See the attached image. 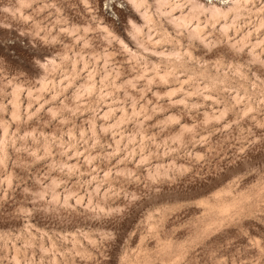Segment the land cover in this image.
Here are the masks:
<instances>
[{
  "label": "rangeland",
  "instance_id": "rangeland-1",
  "mask_svg": "<svg viewBox=\"0 0 264 264\" xmlns=\"http://www.w3.org/2000/svg\"><path fill=\"white\" fill-rule=\"evenodd\" d=\"M234 7L0 0V264H264V0Z\"/></svg>",
  "mask_w": 264,
  "mask_h": 264
},
{
  "label": "bare ground",
  "instance_id": "bare-ground-1",
  "mask_svg": "<svg viewBox=\"0 0 264 264\" xmlns=\"http://www.w3.org/2000/svg\"><path fill=\"white\" fill-rule=\"evenodd\" d=\"M132 1V0H131ZM161 1V0H160ZM164 1H167V0H164ZM170 1V0H169ZM196 1V0H195ZM230 1V0H229ZM242 1V0H241ZM135 2V1H134ZM133 2V3H134ZM233 2H234V4H235V7H234V9L237 7V5H238V3L240 2V0H239V2H238V0L237 1H234L233 0ZM164 3V2H163ZM169 4V3H168ZM181 4V3H180ZM164 5V4H163ZM175 5H176V3H175ZM196 5H198L199 6V4H197L196 3ZM232 5H233V3H232ZM195 6V5H194ZM202 6V5H201ZM201 6H199V7H201ZM213 6V5H212ZM233 7V6H232ZM192 9V8H191ZM196 9V8H195ZM197 9H198V7H197ZM212 9V12L215 14V16H217V15H219L220 16V14H224V13H226L227 11H228V9H227V11L225 12L224 10L225 9H221V8H219V7H216V6H214L213 8H211ZM233 9V8H232ZM231 9V10H232ZM172 10V9H171ZM207 10V9H206ZM194 11V10H193ZM211 12V11H210ZM212 13V14H213ZM145 14V13H144ZM150 17V16H149ZM172 18V17H171ZM181 19V18H180ZM184 19V18H183ZM183 19H181V20H183ZM224 19V18H223ZM173 21H174V19H173ZM184 21V20H183ZM182 21V22H183ZM186 21V20H185ZM148 23V22H147ZM176 23V22H175ZM176 24H179V22L178 23H176ZM196 28V27H195ZM194 28V29H195Z\"/></svg>",
  "mask_w": 264,
  "mask_h": 264
}]
</instances>
